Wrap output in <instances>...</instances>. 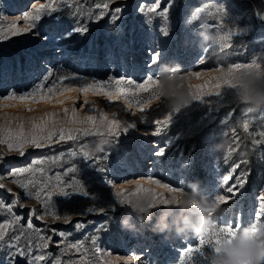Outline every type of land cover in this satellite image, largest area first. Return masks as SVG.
Listing matches in <instances>:
<instances>
[{"label": "rangeland", "instance_id": "374dc122", "mask_svg": "<svg viewBox=\"0 0 264 264\" xmlns=\"http://www.w3.org/2000/svg\"><path fill=\"white\" fill-rule=\"evenodd\" d=\"M34 1L0 0V30H6L18 17H22L23 13L31 11ZM37 1L40 3L36 4L48 2ZM98 2L100 0H73L71 9L63 8L53 13L51 17H42V23L38 22L40 23L38 30L43 34L41 37L25 34L0 43V125L9 124L15 131L21 122L15 118L22 117L27 130L29 117L39 118L45 112H54L57 114L56 119H63V110L75 107L81 117L88 114L98 116L101 111L109 115L116 113L122 121L135 122L136 129L119 138H113L103 128L91 133L74 132L73 135L77 137L75 140L60 142L57 137L54 138L57 142L42 148L26 145L23 156L15 150L9 151L6 144H0V152L4 154L3 163H0V177L4 179L0 182L18 193L21 202L27 205L26 208H15L13 211L22 217L20 221L22 228H26L29 220L31 221L33 228L29 233L33 236L38 233L50 236L52 241L57 242L61 237L53 234L55 230L56 233L65 234L67 243L85 241V247L90 249L91 237L95 235L98 237L99 246L111 254L106 256V259L115 260L117 257L128 256L139 258L132 261L116 260V264H142L143 261H147L148 264H181L182 261L184 264H191L187 258L182 260L181 257L189 247L198 246L197 237L182 241L175 236L173 228L171 232L165 233L170 239L164 240V234L157 235L149 229L165 212H169V222L184 215L195 220L199 210L193 206L183 211L180 208L170 210L163 207L154 208L151 210V222L144 224L138 220V217L144 214L133 211L130 207L117 206L115 212L109 210L106 215L82 212L88 207H107V202L114 199V191L122 186L124 189L132 190L135 185L122 184L126 179L140 180L146 187H155L147 184L148 178H152L159 179L170 187H183L188 194H194L195 198L201 201L210 200L214 194L226 195L229 203L223 204L221 210L213 217L217 220L218 226H226L231 221L234 227L240 214L243 223L251 222L255 212L259 210L260 198L264 195V114L260 109L245 113L243 106L235 104H203L186 115L175 118L161 135L153 136L150 133L154 127L141 122L138 113L133 115L121 110L120 104L123 101L109 104L106 98L92 92H89L87 97L76 92H67L63 96L56 95L52 101L4 100L3 97L9 91L15 90L19 96L31 90L35 84L42 81L46 70L54 72L52 79L59 75L76 74L81 80L105 81L109 76H115L142 83L148 75L155 77L157 72L161 76L167 75L172 67L181 64L182 72L190 70L204 74L199 78L192 77L188 81L191 84H200L210 79V76L218 75L214 71L217 67L227 69L229 64L248 63L254 56L264 62V21L259 19V13L264 11V6H261V0H175L167 22L170 25L169 38L161 47L160 34L165 23L158 13L168 5L169 0H160L157 13H147V8L156 0H116L108 10L111 13L116 7L123 9L115 23L111 22L109 15L98 23L93 22L98 12L95 9ZM221 6L229 14L223 18V23L217 11ZM193 9L203 11L198 13V19L190 21ZM73 12H80L81 15L73 17ZM57 16L60 17L59 21L56 20ZM148 16L152 17L151 23L144 22ZM206 20L213 27L208 29L204 23ZM83 25H87L89 29L86 34H74L70 38H63L72 27ZM249 25L250 30L232 37L231 47L226 50L228 55L223 60L217 61L209 54L206 56L204 46L210 42L209 37L215 32L222 30L225 33L233 28H246ZM24 26L21 18L17 22V27ZM154 53H160L159 62L155 65L151 61ZM201 59L205 60L204 64L200 63ZM226 93L233 97L230 90H226ZM139 95L146 97L149 93ZM85 99L96 110L95 112L88 111V106L83 103ZM205 99L215 101L217 98ZM58 100H64V103H57ZM155 104L164 109L163 104L153 101V105ZM135 111L133 108L132 112ZM229 112L232 116L225 122ZM244 120L250 121L247 132L242 128ZM65 127L84 128L87 125L69 124ZM233 128L236 129L238 140L232 136ZM192 132L195 134H190ZM226 132L228 136L224 135ZM236 144H239V148L231 153L225 163V150L228 151V145L235 148ZM160 148H165L163 156L156 155ZM81 149L94 155V158L101 159L85 163L79 156L70 158L68 155ZM242 152L244 155H241ZM61 153L65 154L61 162L53 163L49 159ZM36 160L46 161L43 165H34L46 168V175L36 173L37 179L43 181L59 174L65 184H71L73 180L79 181L75 187L89 191V197L64 198L58 195L53 198L54 207L47 211L35 198L27 199L23 190L13 184L7 174L13 169L33 165V161ZM243 160H247V163H243L242 168H236V171L232 172V168L240 165ZM73 165L77 171L68 172ZM246 167L256 171L250 180L242 172L248 171L243 170ZM100 168H104L105 171L100 172ZM226 175L230 176V179L223 185L221 181ZM237 177L244 180L242 189L236 184ZM108 179L114 182L117 189L110 190L109 186L102 183ZM226 187H234V192L225 193ZM157 191L169 197L179 195L178 191L172 192L169 189L157 188ZM92 196L96 199H92ZM0 200L10 204L13 196L6 189H0ZM31 208L36 210L35 215L29 214ZM51 212L61 216L71 215L72 220L68 224L53 221ZM41 216L43 220L40 219ZM9 218L6 213L0 212V223ZM125 218H129V223L136 227L134 229L123 227L122 222ZM78 223L84 227L78 229L76 227ZM101 225L106 227L105 231H98ZM45 251L51 253L46 264H52V261L60 256V248L55 243H50ZM202 251L207 254L210 248L204 246ZM78 257L79 254H67L61 259L77 260ZM196 260L197 264H207L206 256L198 254ZM7 261L8 251H0V264H7ZM15 264H28V261L16 257ZM93 264L96 262L93 261Z\"/></svg>", "mask_w": 264, "mask_h": 264}, {"label": "snow or ice", "instance_id": "6c2138e0", "mask_svg": "<svg viewBox=\"0 0 264 264\" xmlns=\"http://www.w3.org/2000/svg\"><path fill=\"white\" fill-rule=\"evenodd\" d=\"M116 3V0H100V2L95 4V9L98 12L94 16L93 22H100L106 15L110 16L112 23H115L119 20V14L122 13L123 9L121 7H116L111 13H109V8L111 4ZM175 5V0H169L167 6H165L162 11L158 13L162 21L165 23V26L161 29V47L167 42L170 33V25L167 24L170 17V10ZM73 7V0H48L44 4H33L32 10L22 14V17H18L16 22H12L6 30H0V43L8 41L14 37L22 36L25 34H31L37 38L41 37L43 34L39 32L40 23H42V17L48 16L51 17L53 13L61 11L63 8L71 9ZM160 7V0L156 2L149 8H147V13H157V10ZM143 12L144 9H141ZM203 10H199L200 12ZM221 20L229 14L222 10L221 7L217 9ZM81 15L80 12H73L72 16L76 17ZM91 19L92 13H89ZM23 19L25 26L17 27V22L20 19ZM60 17L57 16L56 20L59 21ZM152 17L148 16L144 21L145 23H151ZM40 22V23H38ZM79 23V21H77ZM235 23V22H234ZM89 31L87 25L83 26H74L69 31H67L63 38L67 39L73 36L74 34H86ZM230 31V30H229ZM221 33L222 30H221ZM235 36V35H233ZM232 36V37H233ZM47 39L46 36H44ZM207 56V52H205ZM160 59V53H154L151 56L152 64H158ZM201 64L205 63L204 59L200 60ZM241 67L233 65V69ZM230 69H215L214 71L218 75L210 76V79H206L203 83L199 84L201 93L203 94L198 100V103H193L190 106L179 108L175 110H165L160 109L156 104L153 105V101L157 99V92L155 90V85L158 84V77L153 75H148L142 83H137L135 80L125 77H115L109 76L107 80H81L76 74L68 75H59L55 79L52 77L55 75L52 70H46V74L43 75L42 81L35 84L31 90L24 92L23 94L17 95L16 91H9L6 96L3 97L4 100H14L18 99L20 101H25L28 99L33 100H48L52 101L56 95L63 96L67 92H76L78 94H83L87 97L89 92L97 96H102L106 98L109 104L115 102L123 101L120 104L121 110L129 112L133 115L139 114V119L141 122L146 123L149 127H154V130L150 133L153 136L161 135L167 127L173 122L178 116L186 115L188 112L194 110L203 104H225V101L221 96H217L213 93L220 88L225 83H230L228 76L232 71ZM194 77L199 78L204 75L201 72H193ZM223 76V79L220 77ZM47 85V86H46ZM190 87L192 85L190 84ZM7 91V89H6ZM139 93H149L146 97L140 96ZM223 95V94H222ZM206 97H215V101L206 100ZM66 99H76L71 97H66ZM57 103L63 104L64 100H58ZM84 105L88 106L89 112H95L96 110L90 105L89 101L85 99L83 101ZM14 106V105H8ZM135 108V112H132V109ZM31 111V109H29ZM64 118L56 119V113L54 112H45L39 118L29 117L27 120V130H25V122L22 117H17L21 122L18 125L17 130H13L9 124L0 125V144H6L9 151L15 150L19 155L23 156L25 154V147L30 146L33 148H42L46 145H51L54 142V138L58 137V141L62 142L65 140H75L77 137L73 135L74 132L80 133H91L93 131H98L101 128L106 130L109 135H112L113 138H119L122 135L129 134L131 130L136 129L135 122L122 121L117 117L116 113H111L109 115L105 112H99L97 115H84L83 117L77 114L75 107L72 109L65 108ZM71 112V116H69ZM232 116L229 115L226 117L225 122L230 119ZM153 117H162V118H153ZM7 119V118H6ZM69 124H85L87 127L84 128H72L65 127ZM250 126V121L244 120L242 122V128L245 132L248 131ZM232 136L235 140H238L239 137L236 135V129L231 130ZM149 133H145L148 135ZM190 134H195L192 132ZM228 136V133H224ZM235 142V141H234ZM261 141H256V143ZM171 141H169V144ZM167 147V145H166ZM239 148V144H236V147L230 145L227 154H225V161L228 160L232 152H235ZM235 150V151H233ZM165 154V148H160L156 153L157 156H163ZM3 153L0 152V163H3ZM70 158H75L77 156L81 157L85 163L94 162V160H100V157H95L90 153L81 149L79 152L73 151L68 154ZM65 154L61 153L59 156L49 158L53 163H59L63 160ZM107 159V157H103ZM46 161L36 160L33 161V165H30L26 168H19L11 170L7 175L11 178V182L15 184L19 189H22L24 196L27 199L35 198L37 201L43 204L44 209L50 210L54 207L52 201L55 196H63L64 198H72L74 196L89 197V191L84 190L83 188H76L75 186L79 184V181L73 180L71 184H65L61 180V176L57 174L54 178H46L43 181L36 178V173L46 175L45 167H34V165H43ZM242 163L246 164L247 160H243ZM240 165L237 164L232 168V172L236 171V168H239ZM68 172H76L77 168L73 165L67 170ZM100 172H104V168L99 169ZM67 173H65L66 175ZM244 174H242L243 176ZM31 177V178H25ZM4 177H0V180H3ZM230 179V176L226 175L222 178L221 183L226 185ZM106 186H109L111 189H117V186L111 179L102 181ZM130 185H135V187L129 191L123 187L114 191V199L107 202V207H88L83 210L82 214H107L109 210H112V206H118L120 203H123L125 199L129 196H136L140 192H153L156 195L163 196V193L158 192L157 188L169 189L172 192H177L179 189L175 187H170L167 183H162L159 179L148 178L147 184L154 185L155 187H146L140 180H130L127 181ZM236 184L239 188L244 187V180L241 177H237ZM0 189H6L7 192L11 193L13 200L10 204H5L3 200H0V212L6 213L10 218L0 223V251H8V261L7 264H15V258L21 257L28 261V264H46V261L51 257V253L46 252L49 248L50 243H55L57 247L60 248V256H57L56 259L52 261V264H93V261L96 264H116V260L123 259L125 261H132L133 259H139L138 257L128 256V257H117L115 260L106 259V256L111 255L107 253L106 250H103L98 244V237L93 235L91 237V248L85 247V241H77L75 243H67L66 236L64 233H56L53 230V234L59 235L61 237L60 241L54 242L50 236L37 235L33 236L29 233V230L33 228L31 221L29 220L27 227L22 228L20 226V221L22 217L15 214L13 209L15 208H26L27 205L22 203L18 193L14 192L12 188H8L4 183L0 182ZM234 187H226L225 193H233ZM96 199L95 196L91 197ZM223 200H227L226 195H222ZM261 202L259 205V210L264 214V195L261 196ZM30 215H35L36 210L34 208L29 209ZM53 221H62L64 224L70 223L72 220L71 215H58L55 212L50 213ZM264 218V216H262ZM40 219L43 220L41 216ZM76 227L83 228V224H76ZM106 227L101 225L98 231H105ZM231 230V229H229ZM187 250V249H186ZM186 252V251H185ZM184 252V253H185ZM91 253V255H90ZM67 254L76 255L79 254L77 260H68L62 261L61 257ZM192 261L191 264H197L196 257L199 254L196 251V247L191 249ZM142 264H148L147 261H143ZM184 264V261L181 262Z\"/></svg>", "mask_w": 264, "mask_h": 264}, {"label": "clouds", "instance_id": "9594fccd", "mask_svg": "<svg viewBox=\"0 0 264 264\" xmlns=\"http://www.w3.org/2000/svg\"><path fill=\"white\" fill-rule=\"evenodd\" d=\"M261 6H264V0H261ZM222 10L226 11L223 6ZM198 9H193L190 21L198 19ZM259 19L264 21V11L259 13ZM207 28L213 27L206 20ZM221 23L223 21L221 20ZM204 26L203 24L201 25ZM251 29V25L246 28H233L228 32H215L209 37V43L204 46L205 52L215 60H223L227 55V49L231 47V39L233 35L245 32ZM233 65L241 66L233 69ZM183 66L177 64L167 75L161 76L157 72L158 84L155 85L157 92V104H163L165 110H175L192 105L194 102L207 93H201L199 84L188 83L190 78L194 77L192 71L182 72ZM216 69H225L217 67ZM227 69L232 70L228 76L230 83L223 84L215 93L225 101V104H235L243 106L245 113L260 109L264 114V62L254 56L248 63L229 64ZM224 77L221 76L220 79ZM190 84L192 87H190ZM226 90L233 93V97H229ZM223 94V95H222ZM232 113L229 112V115ZM225 135V134H224ZM258 143V142H257ZM230 145H228V148ZM235 151V150H233ZM227 154V149L225 150ZM241 155H244L242 152ZM227 163V161H225ZM179 189L178 196H159L155 193L140 192L136 196H129L120 203L118 207H130L133 211L143 213L138 217L141 224L151 222L152 212L154 208H180L182 211L189 206H193L199 210V215L193 220L190 216L184 215L168 221L169 212L163 213L152 224L149 231L154 234H164L163 239L169 240L170 236L165 234L171 232L174 228L175 236L182 241H187L190 237L198 238V246L196 251L200 256L207 257V264H264V219L260 210L256 211L254 218L249 223H243L242 214L237 217L235 226L229 221L226 226H218L217 220L213 217L221 210L223 204L229 203L223 200L221 194H214L212 198L197 200L194 194H188L183 187H175ZM131 191V190H129ZM117 206H112V211H116ZM125 228H135V225L129 223V218H125L122 222ZM231 229V230H229ZM204 246L210 248L209 253H204ZM192 247H189L181 257L182 260L192 261Z\"/></svg>", "mask_w": 264, "mask_h": 264}, {"label": "trees", "instance_id": "16d2710c", "mask_svg": "<svg viewBox=\"0 0 264 264\" xmlns=\"http://www.w3.org/2000/svg\"><path fill=\"white\" fill-rule=\"evenodd\" d=\"M243 163H241L240 164V167L242 168L243 167ZM243 170H248V171H242L244 174H245V177H247V179L248 180H250L251 179V177H252V175H253V173H256V171L254 170V171H252L253 169L252 168H243Z\"/></svg>", "mask_w": 264, "mask_h": 264}, {"label": "bare ground", "instance_id": "6f19581e", "mask_svg": "<svg viewBox=\"0 0 264 264\" xmlns=\"http://www.w3.org/2000/svg\"><path fill=\"white\" fill-rule=\"evenodd\" d=\"M39 1H37V0H35L34 1V3L36 4V3H38ZM40 3V2H39ZM33 5V4H32ZM130 180H132V179H130ZM129 179H126L125 181H122V184L124 185V184H126L127 183V181H130ZM128 186V185H127ZM123 187V186H122ZM136 257V256H135Z\"/></svg>", "mask_w": 264, "mask_h": 264}]
</instances>
